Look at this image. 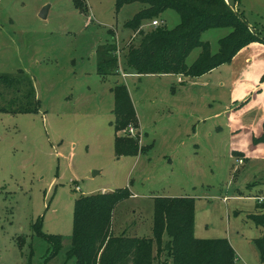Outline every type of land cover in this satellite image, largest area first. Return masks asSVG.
Segmentation results:
<instances>
[{
	"label": "rangeland",
	"instance_id": "374dc122",
	"mask_svg": "<svg viewBox=\"0 0 264 264\" xmlns=\"http://www.w3.org/2000/svg\"><path fill=\"white\" fill-rule=\"evenodd\" d=\"M143 7L133 2L118 11L117 0H0V75L23 70L39 101L36 113L0 111V264H78L67 257L76 200L119 189L131 195L116 207L114 235L153 238L156 198L183 195L195 200L197 238L228 239L237 264H264L255 244L263 229L249 217L264 200V157L240 158L230 146L228 89L239 66L209 74L211 87L125 69L129 48L140 40L126 23ZM238 9L264 37V0H239ZM157 19L169 29L181 23L174 9ZM230 32L212 28L202 40L217 53ZM107 42L119 45L120 69L101 77L97 48ZM202 51L195 48L187 64ZM220 78L225 87L217 83ZM116 84L127 86L138 115V128L129 125L118 133H141L146 149L136 155L115 152ZM0 91V106L9 108L5 104L13 92L2 86ZM168 106L182 110L169 114ZM238 118L253 128L264 111L242 109ZM37 229L62 236V249L49 261L52 245ZM169 260L162 252L156 264Z\"/></svg>",
	"mask_w": 264,
	"mask_h": 264
},
{
	"label": "trees",
	"instance_id": "16d2710c",
	"mask_svg": "<svg viewBox=\"0 0 264 264\" xmlns=\"http://www.w3.org/2000/svg\"><path fill=\"white\" fill-rule=\"evenodd\" d=\"M133 2H140L145 7L126 23L140 36V40L129 48L124 68L137 74H175L197 78L230 63L251 43H264V37L250 27L244 13L235 9L239 0H230L229 3L226 0H117V10ZM167 9L179 13L181 23L178 26L172 29L162 25L144 28L147 21L157 19ZM217 27L231 28V32L220 40L218 52L213 53L210 43L203 41L202 35ZM197 47L203 51L192 65H188L187 58ZM117 49L115 42H107L97 48V71L101 77L119 72ZM0 86L13 92V97L5 104L9 108L0 106V111H38L35 86L23 70L16 76L0 75ZM113 92L116 155H136L140 151L141 133L137 131L132 137L123 133L118 135L129 125L139 127L130 92L124 84H116ZM249 146L260 149L254 154ZM231 147L240 158L264 156V119L256 130L234 127ZM130 195L129 189H119L76 200L72 247L67 252L69 259L75 258L78 264H156L161 253L166 252L170 260L165 264H237L236 251L228 239H199L194 235L195 200L192 197L156 198L153 238L114 235L111 231L114 211ZM258 209L249 217L263 229L255 244L264 261V200L259 202ZM37 233L52 245L46 257L49 261L62 249V236H50L38 229Z\"/></svg>",
	"mask_w": 264,
	"mask_h": 264
},
{
	"label": "crops",
	"instance_id": "0c3cea01",
	"mask_svg": "<svg viewBox=\"0 0 264 264\" xmlns=\"http://www.w3.org/2000/svg\"><path fill=\"white\" fill-rule=\"evenodd\" d=\"M230 2V0H228ZM239 3H237L235 9L238 10ZM240 10V9H239ZM252 24V23H250ZM253 25V24H252ZM229 66H239L237 71H235L234 77L232 79L231 87H229L228 90H230L231 93V100L229 105L227 106V115L229 118V123L231 126V129H234L236 126H241L248 129H254L256 130L258 125L256 127H247L246 125H243L241 121L238 118V115L240 111L243 109L248 108H254L256 106H261L264 111V81H262V77L264 75V43L254 42L248 45L247 47L243 48L232 60L230 63L223 64L216 69L200 76L197 78H192L191 81H185L184 75H175V74H161L162 76H177V82L179 83H190L195 86H203V87H211L212 83H209L207 76L209 74H212L214 71L216 72L218 69L223 71L225 67ZM134 72V71H132ZM135 73V72H134ZM126 74V73H125ZM137 74V73H135ZM149 75H159V74H149ZM179 78L182 80L179 81ZM191 78V77H190ZM214 82V81H213ZM217 83L225 87L226 82L223 78H220L217 80ZM241 103H244V107L242 108ZM195 105V104H194ZM169 107V106H168ZM167 107V108H168ZM239 107H241V110H238ZM174 108V107H173ZM171 108L169 107V114H172L176 110H182L180 108ZM176 109V110H175ZM179 114V113H178ZM218 113L217 115H219ZM192 118V116H189ZM194 117V116H193ZM184 140L181 142L183 143ZM179 146V145H178ZM231 146V145H230ZM141 139H140V149L143 148L146 149L145 146L141 148ZM250 150L254 154H257L259 151V147L253 148L252 146H249ZM263 158L264 156H256L254 155L253 158ZM171 162L173 161L170 159ZM108 192V191H106ZM165 197V196H164ZM177 197H186V196H177ZM116 210L113 214H116ZM117 222V221H116ZM122 224L127 226V223L125 220L121 221ZM115 226V221H114ZM124 232V231H123Z\"/></svg>",
	"mask_w": 264,
	"mask_h": 264
},
{
	"label": "built area",
	"instance_id": "2783aa9c",
	"mask_svg": "<svg viewBox=\"0 0 264 264\" xmlns=\"http://www.w3.org/2000/svg\"><path fill=\"white\" fill-rule=\"evenodd\" d=\"M149 25H152V26H154V27H157V26H160L161 23H160V21H159L158 19H155V20L151 21V23L144 25V28L147 27V26H149ZM116 44H117V43H116ZM118 44H119V43H118ZM117 47H118L117 51H119V45H117ZM181 80H182V79L179 78V81H181ZM130 130H131L132 132H134L135 129L132 127ZM240 162H243V160H240ZM76 189L79 190L80 188L77 186Z\"/></svg>",
	"mask_w": 264,
	"mask_h": 264
},
{
	"label": "water",
	"instance_id": "95a60500",
	"mask_svg": "<svg viewBox=\"0 0 264 264\" xmlns=\"http://www.w3.org/2000/svg\"><path fill=\"white\" fill-rule=\"evenodd\" d=\"M228 3H229V1L228 0H226ZM47 14H48V7H45L42 11H41V13H40V16L42 17V18H46L47 17ZM97 173H99V172H94L93 173V175L95 176V175H97Z\"/></svg>",
	"mask_w": 264,
	"mask_h": 264
}]
</instances>
